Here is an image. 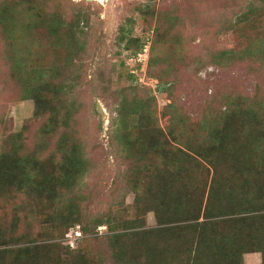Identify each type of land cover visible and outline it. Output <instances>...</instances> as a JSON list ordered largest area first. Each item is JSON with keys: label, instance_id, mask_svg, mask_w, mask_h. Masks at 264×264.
Returning <instances> with one entry per match:
<instances>
[{"label": "trees", "instance_id": "1", "mask_svg": "<svg viewBox=\"0 0 264 264\" xmlns=\"http://www.w3.org/2000/svg\"><path fill=\"white\" fill-rule=\"evenodd\" d=\"M64 9L54 0L0 2L11 78L21 99L34 101L41 122L32 139L29 125L0 138V264H245L246 253H261L264 264V99L237 96H227L219 121L204 118L198 125L173 102L167 131L153 100L122 102L118 138L137 161V208L144 216L153 212L157 224L144 228L140 220L123 231L109 224L108 252L92 249L90 238H98L105 222L85 219L77 206L88 159L73 126L77 110L67 99L80 78L75 71L90 17L83 8ZM140 11L149 28L158 22L150 67L166 63L168 73L172 56L183 51L178 33L170 34L175 16L156 18L151 4ZM134 24L122 25L120 40L138 54L145 44L133 37ZM233 24L240 27V48L214 52L210 63L225 68L252 61L264 69V0H252ZM189 124L198 129L187 138L181 127ZM77 224L83 234L75 245L60 242ZM46 225L57 241H40L37 227Z\"/></svg>", "mask_w": 264, "mask_h": 264}, {"label": "rangeland", "instance_id": "2", "mask_svg": "<svg viewBox=\"0 0 264 264\" xmlns=\"http://www.w3.org/2000/svg\"><path fill=\"white\" fill-rule=\"evenodd\" d=\"M58 1L63 2L64 12L73 14L83 8L90 17L85 31L86 49L75 71L80 78L67 99L77 110L73 126L88 159L87 174L76 188V195L80 194L77 206L85 219L105 222L98 229V238H90V245L94 251L107 253L112 233L109 224L115 226V231L131 228L125 226L140 220L145 222L144 228L157 224L153 212L144 216L137 208L133 190L137 161L124 152L118 138L122 102L136 96L153 100L161 125L167 131L172 124L173 102L181 109V115L198 125L204 118L209 122L219 121L226 112L227 96L264 99V69L259 64L238 60L221 68L210 63L212 53L240 48L237 40L241 39L240 32L236 30L240 27L233 23L239 15L248 12L252 0H54V3ZM150 4L156 18L162 13L175 16L170 34L178 33L182 42L183 51L179 49L172 56L173 67L168 73L164 72L169 67L166 63L150 67L158 22L151 21L153 25L149 28L147 18L140 11L142 6ZM130 20L135 23L133 37L145 44L138 54L134 49L128 50L120 40L121 27ZM2 40L0 34V138L29 125V140L38 133L41 122L35 120L34 101L20 97ZM167 51L174 53L171 49ZM159 55L163 56L160 52ZM181 128L188 131L187 138L198 129L191 124ZM207 132L204 141L209 139ZM207 175L206 169V178ZM37 231L42 233L40 241L58 240L52 236L50 225L37 227ZM76 232L83 234L81 225L69 230L74 236ZM69 240L60 242L66 244ZM251 254L254 253L244 255V263L258 264L260 260Z\"/></svg>", "mask_w": 264, "mask_h": 264}, {"label": "built area", "instance_id": "3", "mask_svg": "<svg viewBox=\"0 0 264 264\" xmlns=\"http://www.w3.org/2000/svg\"><path fill=\"white\" fill-rule=\"evenodd\" d=\"M81 235L80 232H76V235L74 236L72 233L68 234V238H70V240L68 241L72 246L75 245V239L78 238Z\"/></svg>", "mask_w": 264, "mask_h": 264}, {"label": "crops", "instance_id": "4", "mask_svg": "<svg viewBox=\"0 0 264 264\" xmlns=\"http://www.w3.org/2000/svg\"><path fill=\"white\" fill-rule=\"evenodd\" d=\"M251 256H255V257H257V260L259 259L260 260V262L258 263V264H261V262H262V256H261V254L260 253H254V254H251Z\"/></svg>", "mask_w": 264, "mask_h": 264}]
</instances>
